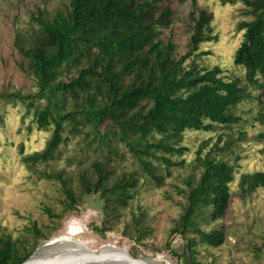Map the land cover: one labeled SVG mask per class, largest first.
Segmentation results:
<instances>
[{
	"label": "trees",
	"instance_id": "1",
	"mask_svg": "<svg viewBox=\"0 0 264 264\" xmlns=\"http://www.w3.org/2000/svg\"><path fill=\"white\" fill-rule=\"evenodd\" d=\"M56 11L36 8L27 30H16L13 51L15 66L34 81L35 94L3 93L1 100H14L32 108L34 101L45 106L35 112L39 131L51 130L45 148L23 157L28 166L55 160L61 146L70 137L86 131L87 139L101 153L100 160L78 174L79 195L62 173L45 175L57 181L63 197L62 212H44L51 220L77 213L84 197L97 196L102 202V222L94 232L104 237L121 222L130 209V221L122 236L141 244L151 234L147 215L140 208L131 210V202L143 185L160 189L179 169L188 149L183 146L186 133H215L230 130L240 122L234 111L258 91L259 120L264 123V0H239L248 18L237 25L243 42L233 63L242 67L245 77L228 79L219 67L199 68L196 61L208 53H197L200 45L216 41L211 13L190 0L192 12L187 53L177 54V46L166 33L177 18L172 0H67ZM192 58V62H186ZM224 135L203 155L210 140L202 143L191 165L192 175L178 189L185 204L172 234L186 240L182 264H196L197 247L217 249L226 240L222 229L204 232L202 225L225 218L232 199L230 186L236 166L224 160L243 140ZM121 147L125 153H121ZM131 170L121 169L126 156ZM239 159H236L238 162ZM239 197L245 200L258 190L264 191V172L243 174L239 178ZM36 225L26 229L35 240L12 241L0 236V264H22L46 240ZM197 238H187L186 235Z\"/></svg>",
	"mask_w": 264,
	"mask_h": 264
},
{
	"label": "rangeland",
	"instance_id": "2",
	"mask_svg": "<svg viewBox=\"0 0 264 264\" xmlns=\"http://www.w3.org/2000/svg\"><path fill=\"white\" fill-rule=\"evenodd\" d=\"M172 1L177 18L166 38L171 37L177 46V54L183 56L188 51L190 32L186 20L192 12V4L190 0ZM67 3V0H0V95L6 92L36 93L34 81L15 66L17 57L12 47L15 31L27 30L29 17L36 8L53 12ZM196 4L199 9L212 14L211 28L216 37V41L200 45L197 53H208V56L197 60V65L203 70L219 67L224 77L243 81L244 69L233 63L234 54L243 42V32L237 31V25L248 20L243 15V4L239 0H196ZM191 62L192 58L186 65ZM248 92H251L252 99L244 101L234 111L240 119L237 125L230 130L217 129L215 133H186L183 146L188 152L174 159L175 162L183 161L184 166L172 169L171 177L160 189L141 186L130 204L132 211L140 208L146 213L152 230L141 244L122 236L125 224L130 221V209L123 212L121 222L104 237L94 232L102 222L103 205L97 196L84 197L78 212L61 220L47 217L45 209L56 215L62 212L63 197L60 184L44 176L62 173L79 195L78 174L92 162L100 160L102 152L90 142L91 138L87 139L85 130L79 136L70 137L69 142L60 147L54 161L35 166L24 164L23 157L41 152L51 137V130L39 131L34 123L35 112L41 110L45 102L34 101L32 108H28L18 101L0 99V236H8L12 241L25 240L33 246L35 240L26 229L36 225L47 239L39 240L34 252L52 240H59L60 243L82 245L93 252L112 246L135 259L141 257L158 264H182L181 254L186 248V240L172 234L185 204L177 190H184L182 182L193 174L191 165L202 143L210 140L204 155L219 135H224L220 144L223 147L228 138L236 140L239 134H243V140L236 144L233 154L224 156L225 161L236 166L228 212L221 221L200 227L206 233L222 229L226 235L225 243L217 249L197 247L195 263L264 264V191L260 189L243 200L239 197L238 187L241 175L264 172V123L259 120V93ZM120 152L127 151L121 147ZM126 158L120 167L131 170L133 162L128 155ZM186 236L197 238L192 234Z\"/></svg>",
	"mask_w": 264,
	"mask_h": 264
},
{
	"label": "water",
	"instance_id": "3",
	"mask_svg": "<svg viewBox=\"0 0 264 264\" xmlns=\"http://www.w3.org/2000/svg\"><path fill=\"white\" fill-rule=\"evenodd\" d=\"M22 264H158L147 258H133L126 251L105 246L99 252L74 245L62 246L52 240L36 251Z\"/></svg>",
	"mask_w": 264,
	"mask_h": 264
},
{
	"label": "bare ground",
	"instance_id": "4",
	"mask_svg": "<svg viewBox=\"0 0 264 264\" xmlns=\"http://www.w3.org/2000/svg\"><path fill=\"white\" fill-rule=\"evenodd\" d=\"M60 244H62V246H72V244H74V245H79V244H75V243H60ZM79 246H82V245H79ZM83 247V246H82Z\"/></svg>",
	"mask_w": 264,
	"mask_h": 264
}]
</instances>
